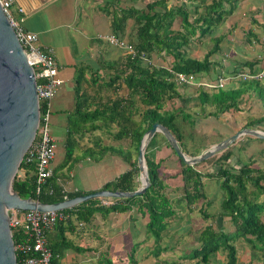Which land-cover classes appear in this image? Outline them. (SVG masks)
<instances>
[{"label": "trees", "instance_id": "1", "mask_svg": "<svg viewBox=\"0 0 264 264\" xmlns=\"http://www.w3.org/2000/svg\"><path fill=\"white\" fill-rule=\"evenodd\" d=\"M197 5L203 4V11L197 15L191 22L187 20L184 4L177 7L167 8L164 2L152 1L145 5L143 11L131 10L135 25L134 41L130 43L134 48L136 55L133 57L125 56V65L122 69L117 70L116 78L122 77V84L127 90L126 98L115 99L113 102L102 105V108L96 107L92 111L80 114L79 103L75 102L74 109L67 116V126L63 141V160L59 167L67 166L73 156V152L77 143V136L83 132H93L97 129L96 122L101 121L103 125L106 123H114L117 125V132L114 138L119 140L127 135H131V141L135 155L143 134L151 127L153 123H157L165 127L176 140L181 152L184 155L194 157L197 151L188 150L185 147L183 134L184 126L192 124L197 119L214 117L226 112L242 113V109L248 110L249 92L256 90L257 96H262L263 91L260 88V81L239 82L236 88L229 90H217L209 95L206 91L200 89L197 93V100L200 105L199 112H190L179 109L177 112H169L163 110L166 102L179 99L180 102L186 101L187 98L179 94L177 84L173 81V73H182L185 75H196L207 73L212 65L210 57L219 50L221 37L212 38V47L203 55L202 59H195L186 56L184 48L189 42V37H193L197 33V37L203 38L210 33L213 25L222 22L223 17L230 16L236 9L239 0H193ZM195 7V11L197 6ZM159 8L158 11H156ZM180 21L179 28L181 31H173L174 18ZM126 19V18H125ZM123 18H117L116 15L111 19V31L113 35L119 37V33L123 30L125 22ZM250 33L248 31L246 41H249ZM120 38V37H119ZM149 60L143 61L139 58L140 54ZM151 56L165 58L163 65L153 64L150 60ZM256 61L243 62L242 66L234 69L230 75H235L245 71L249 73L255 72ZM234 72V73H233ZM113 81L110 83L112 84ZM75 92H78V83L76 81ZM214 92V91H213ZM211 93V92H210ZM143 106L140 111V125L135 124L129 113L131 109L136 110L137 105ZM209 107L210 110H206ZM264 120V116L249 120L244 124L245 128H253ZM88 128L83 130L84 126ZM191 134H186L190 137ZM157 136L155 133L144 150V164L149 181V186L145 192L136 197L128 199H106L112 201L109 206L99 205L100 199H91L84 203L78 204L70 209L62 212L72 213L81 221H88L95 212L106 215L113 212H125L132 206H136L142 214L147 218L145 229L147 234L153 238L154 243L160 240V233L167 226V219L173 216L174 212L170 205L169 198L164 192L165 184L160 179V168L163 160L154 162L150 160L146 154L149 147L153 146ZM227 138V137H226ZM225 139V138H223ZM219 139L215 143L223 140ZM256 139V138H255ZM259 140V139H257ZM167 145V143H166ZM169 148V146L167 145ZM232 144L218 155H214L205 161L211 162L216 168L214 171H200L195 166L185 165L171 150L172 156L177 160L180 169L177 173L170 175V178H179L183 185V194L181 201L186 207L194 205L199 200L204 199L201 192V180L210 178L217 180L219 188L223 192V197L219 204V217L226 218L227 224L231 229H215L213 223L207 222L209 215L205 208H199L201 218L206 224L194 231L196 247L192 249L190 254L182 257L183 260H189L190 264H210L209 256L223 251L224 264H242L238 261L237 240H242L249 248V260L247 264L255 261L258 253L264 255V170L257 166H253L252 161L247 163L236 162L235 168L229 167L227 161L239 150ZM233 148V149H232ZM91 151L92 150H88ZM105 151L114 153L122 158L129 165V169L120 173L113 180L104 183L101 190L131 192L135 190L137 183L135 182L138 169L136 161L129 162L128 153L121 149L104 148ZM258 154H264V148L258 150ZM250 159V158H249ZM34 164L25 163L22 158L17 172L11 182V190L21 199L31 198L43 204H53L61 202L65 199H72L78 196L93 193V191L82 192H62L61 187L55 183L54 177L48 178L40 193L34 194ZM208 206V203L205 204ZM217 217V215L215 216ZM13 245L15 246L22 232L19 229H10ZM61 247H69V244H60ZM50 264H54V249L49 245ZM134 246L131 249L133 251ZM166 250V247L162 248ZM254 259V260H253ZM16 264H19L20 257L15 251ZM105 264H111L107 261Z\"/></svg>", "mask_w": 264, "mask_h": 264}, {"label": "crops", "instance_id": "2", "mask_svg": "<svg viewBox=\"0 0 264 264\" xmlns=\"http://www.w3.org/2000/svg\"><path fill=\"white\" fill-rule=\"evenodd\" d=\"M152 1L164 2L167 8L177 7L184 4L187 20L190 22L201 13L198 11L203 5L202 3L197 5V2H194L193 0H49L35 9L29 10L25 8V10H27L25 13L22 11L21 13H18L17 9L19 6L14 0H11L10 8L15 9V16L19 26L27 32L36 34L40 49L42 51H50L57 65V75L63 81L62 86L70 82L72 83V92L70 94L67 93V98L69 99L71 96L73 109L75 102H78L80 107L79 112L80 114H83L86 112L85 110L89 112L96 107L102 108V105L113 102L115 99L126 98L127 90L121 82L122 77H118L115 81H113V79L116 78L117 70L124 67V58L127 55H125L122 50L107 44L102 37L113 34L111 31V19L113 15H116L117 18H126L123 30L119 33L120 38H118L128 44L132 43L134 41L135 25L133 21L134 17L130 11H143L145 5ZM208 1L209 0H205V3L207 4ZM241 3L247 6L252 5L248 13H241L244 19L241 22H238L239 29L235 28V34L238 32L239 38H244L245 45L241 44V51H234L233 56H229V61L226 63L220 62L221 56L216 55L217 53L220 54L219 48V50L210 57L212 65L206 75L204 74L205 77L201 76V79L214 80L220 76L230 75L234 69L242 66L243 62L246 61L257 62L255 72H258L262 67V59L264 58V0H242ZM195 4L199 6L196 11ZM156 9V11L159 10V8ZM258 9H260V11ZM233 13L231 15H233ZM176 20L179 19L177 17L174 18L173 26L170 29L173 31H181V28H179L178 25L175 26ZM248 31L250 36L249 41H246ZM192 39V37H189V41H192ZM190 43L191 42H188L186 47H190ZM244 49H248L250 51L248 56L247 52H243L245 51ZM155 58L156 56H151L150 61H153V64H159L162 66L163 64L157 62ZM76 81L78 83V92H75ZM111 81H113L112 84L110 83ZM238 84L239 82L236 81L230 82L225 84L222 89L229 90L236 88ZM259 85L264 94V78L259 82ZM62 86L56 96L51 100V114L54 111V108L58 105H61L62 109L66 112L64 100L62 98L64 94L60 96V93L63 92ZM185 88L197 91V93L198 90H200L199 88H195L193 86L177 85V90L183 97L187 95ZM180 90H182V93ZM217 90H214V92L210 91L211 93H208L211 95ZM255 92L256 90H252L248 93L250 96L249 101L255 98L257 95ZM250 106H256V104L250 102L248 110H250ZM165 107H163V110L168 111ZM143 108V106L138 104L136 110L131 109V111L128 112L135 124L137 123L140 125L139 115ZM205 109L207 111L210 110L209 107H205ZM251 112L252 110H250V113ZM257 113L258 112L251 115V118L254 119L261 117L260 114L262 113H260V111L259 114ZM225 114H235V116L234 118H231L230 121L222 120L220 115L217 118L209 116L194 121L196 130H198L204 137V143L197 148L196 155L208 149L211 145L215 144L217 140L226 138L235 133L236 130H240L242 128V125L239 127L241 119L236 120V116H240L239 113L230 111ZM205 122L209 125L207 126ZM96 124L98 125L96 129L97 131L102 130L103 128H112L115 134L118 130L117 125L114 123H106L103 125L101 121H98ZM66 126L67 121H65V128ZM206 126L207 129H205ZM87 128L88 125H85L83 130ZM255 130L259 129L256 128ZM259 131L263 132V129ZM131 137V135H127L121 139H128V142L131 143ZM210 138H213L212 142L209 141ZM248 138H251L252 140L255 139L250 136ZM121 139H119V141ZM252 140L248 141L251 142ZM104 148L105 147L99 148L96 151L98 158L95 157L94 161H96V164L92 167V170H90L92 175L93 173L99 174V176H97L98 181L93 182L92 185H89L83 190L77 189L76 187L66 189L62 183L58 184L55 181V183L61 187L62 192H75L77 190L82 192H95L101 190L100 188L104 183L113 180L120 174L116 175L113 179H108L113 176L108 175L110 171L111 174H113V168L110 170H104V167H102L104 165V153L101 151ZM123 151L128 153L129 162L133 163L134 159L136 161L137 155L134 153L132 143H128V148ZM110 154L115 155L114 153ZM146 154L148 158L154 162L163 160L162 165L166 166V168L174 165L171 150L167 147L166 141H164L160 136L156 137L154 145L147 149ZM115 156L118 157L117 155ZM237 157L238 155L235 154L232 157L234 160L229 159L227 161L229 167H237L236 162L239 159ZM125 165L127 168L123 170V172L129 169V165L127 163H125ZM63 168H66V166ZM51 170L52 174L50 177H54L55 179L56 176L52 167ZM169 176L161 172L160 179L165 181V183L163 182L166 186L164 192L169 198L172 210L174 212L178 211L177 213H184L186 210H191L193 205L190 207H186L184 205V202L178 197V189H173L175 186V178H170ZM204 179L205 178L201 180V192ZM135 182L137 183L135 189H137L139 188L138 176L135 177ZM178 187H180V185H177V188ZM208 188L207 196L210 194V187ZM174 190L177 192V195H175V193H171ZM206 198V195H204V199L202 200H205ZM178 199H180V202L179 204H175V206L174 203H177ZM109 202L111 203L112 201ZM213 212L215 216L217 215V217L212 218L211 222L213 223V227L215 229L221 228L225 231L230 230L231 226L227 224V219L219 217V206L218 208H215ZM65 215L67 217L56 222V224L49 229L46 234L47 247L50 245L54 249V264H105L107 261L112 264L110 257H114V250L117 249L120 244V237H127V241L133 243L131 249L133 246L134 248H137L139 245H141L140 248H143L152 242L153 245L156 244L154 243L153 238L146 232V216L137 210L136 206L130 207V209L125 212H111L106 215H101L100 213L95 212L91 215L88 221H81L72 213L65 212ZM171 218L172 217L167 219L166 223L169 228L175 225L174 222L170 220ZM202 222L204 221L202 220ZM237 241V246L243 243L240 239ZM64 243L69 244V247L59 248V246H61L60 244ZM143 251L148 252L146 250ZM248 252L246 261L249 260ZM142 257H144V254H142ZM115 259L120 263H124L125 261L124 256L122 259ZM178 259L179 258H177V260L173 258L171 259V263H167L182 264ZM180 259H182V257Z\"/></svg>", "mask_w": 264, "mask_h": 264}, {"label": "rangeland", "instance_id": "3", "mask_svg": "<svg viewBox=\"0 0 264 264\" xmlns=\"http://www.w3.org/2000/svg\"><path fill=\"white\" fill-rule=\"evenodd\" d=\"M241 1L242 0L238 1L237 7L233 15L223 17L221 23H219L218 25H213L211 27L209 34H207L203 38H199L197 37V33H195V35L192 37L193 38L192 41H189L191 42L190 47L184 48L186 56L201 60L204 53H206L212 47L213 45L212 38L214 37H221V43L219 44L220 54L219 53L216 54L217 56H221L220 62L222 63L228 62L230 58L229 56H233L234 51H241L240 50L241 44L245 45L244 38L242 39L239 38L238 32L237 34H235V28L239 29L238 22H241L244 19L241 13L243 14L248 13L250 7L252 6V5L251 6L243 5ZM202 7H200L199 9L198 11L199 13L203 11ZM258 10L260 11V9ZM10 13L13 19L16 20V16H15L16 13L14 8H10ZM177 25L178 26L180 25L179 20H176L175 26ZM243 52H247V56L248 54H250L249 53L250 51L248 49H246ZM165 58L161 59L159 57H156L155 59L157 62L163 64L164 61H167V59ZM204 74L206 75V73L196 74L195 78L200 79L201 76H204ZM71 87H72L71 82L64 84L62 86L63 92L62 93L59 92L60 96L64 94L62 98L64 100V106L66 112L64 111V109H62L61 105H58L56 108H54V111L52 112L50 117V126H49L50 134L55 141V149H54L55 157H54V161L51 163V167L54 169V174L56 176L55 181L58 184L62 183L66 189L76 187L77 189L83 190L87 188L89 185H92L93 182L98 181L97 176H99V174L93 173L92 175L90 173V170H92V167L96 164V161H94V159L95 157L98 158L96 151L99 148L105 147V149L107 150V147H114L115 149H121L123 151L124 149L128 148V143L131 144L132 142L131 143L128 142V139H121L120 141L116 140L114 138V131L112 130V128H108V129L103 128L102 130H98V131L96 130L93 132H87V131L83 132L81 133L80 136H77V143L75 150L73 152L72 159L67 164L66 168L59 167V165H61L62 163L63 153H64L63 141L66 131L65 121L67 116L70 115V112H72L73 110V106L71 103V96L69 97V99L67 98L68 95L67 93L70 94L72 92ZM182 90H180L181 93ZM185 91L187 92L186 93L187 95L185 96L187 98L186 101L180 102L179 99H173L166 102L164 107L166 106L165 108H167L169 112L170 111L177 112L181 108H184V110H188L190 112H199L200 105L196 98L197 91H193L189 88H185ZM208 92L210 91H206L207 94H209ZM248 102L249 103L253 102L256 104V106H250V110H252L251 113L250 110L242 109V113H239L240 118L236 116V120L241 119L239 123L240 124L239 127L242 125L241 129L245 128L244 124H246L250 119H252L251 115H254L256 112H258L257 114H259L260 111V113H262L260 115L264 116V110H262L264 109L263 107L264 94L261 97L258 96V98L256 95L254 99ZM234 116L235 114L227 115L224 113L220 115V118L222 120L230 121L231 118H234ZM258 124L259 125L253 126V128L250 129H254V130L256 128L259 130L263 129L264 132V120ZM208 125L209 124H207V126ZM207 126L205 129H207ZM182 132L185 135L184 148H186L188 152L191 149L197 151V148L203 145L204 137L198 130H196L194 126V122L192 124L185 125ZM188 133L191 134L190 137L189 136L186 137V134ZM248 137L249 136L247 135L240 136L233 143L235 144L236 148L239 149L236 153L238 155L237 158H239L238 160H240L241 163H247L249 161H252L253 166H257L262 170H264V154L261 155L258 154V150L264 147V140H257V139L252 140L251 138ZM212 139L213 138H210L209 141L212 142ZM248 140H252V141L250 142ZM87 149H91L92 152L87 151ZM185 156L190 157L189 155H185ZM232 157L231 160H234ZM172 160L174 163L172 167L166 168V166L162 165L160 169V171L163 174H166L167 176L177 173L180 169L179 165L177 164V160L174 156H172ZM103 163L104 165L102 167H104V170H110L111 168H113L112 169L113 174H111V171L110 173H108V175L111 176L113 175V176L112 177L107 176L109 177L108 179H113L116 175L122 173L123 170L127 168V166L125 165V163L122 161L121 158L116 157L115 155H112L107 151H105V153L103 154ZM194 166L196 169L200 171H208V169H210V171H214V169L216 168L214 165H211L210 161L204 163H198L195 164ZM137 176L138 173L136 174V177ZM203 181L204 182L202 183V192L204 193V195H206L207 198L205 200H199L193 205V208L191 210H186L184 213L182 212L177 213L178 211L177 212L173 211L174 214L170 220H172L175 225L170 228L167 226L160 233L159 243L153 245L151 239L152 242L151 244H147L143 248H140L141 245H139L137 248H134L132 252H130L133 243L128 242L127 237H120L119 240L120 244L118 248L114 250L115 253L114 257L113 258L110 257V261L112 262V264H164V263L170 264L172 262L171 259L173 258H175L176 260L177 258H179L178 260H180L182 264H189L190 263L189 260L186 259L183 260L180 258L185 256L187 257L192 251V249L196 247L194 231L206 224L205 222H202L201 214L199 213V208L200 207L205 208L207 213L210 215H214L215 218V214L213 210L215 208H218L220 200L223 197V192L219 188V184L217 180L205 178ZM163 182L165 183V181ZM174 184L175 186L173 187V189L175 188L178 189V194H179L178 197L180 198L183 194V187H182L183 183L179 178H175ZM177 185H180V187L177 188ZM208 187H210L209 196H207L208 193L207 190L209 189ZM171 193H175V195H177V192H175V190L172 191ZM179 202L180 199H178L177 203L175 202L174 205L179 204ZM206 203H208V207H206L205 205ZM209 221H212L211 217H209L207 222ZM237 243L238 241L235 243L236 246ZM164 247H166V250L162 249ZM237 249H238V261H240L242 264H247L248 262L246 261L247 252L249 250L248 245L246 243L239 244V246H237ZM143 250H146L148 252H144ZM142 254H144V257H142ZM123 256L125 260L124 263H120L115 259V258L122 259ZM257 257L259 258H255V261L252 264H264V255L258 253ZM209 260H210V264H224L223 251L219 250L217 253L210 255Z\"/></svg>", "mask_w": 264, "mask_h": 264}, {"label": "water", "instance_id": "4", "mask_svg": "<svg viewBox=\"0 0 264 264\" xmlns=\"http://www.w3.org/2000/svg\"><path fill=\"white\" fill-rule=\"evenodd\" d=\"M14 1L25 13L27 11L25 8L32 10L49 0ZM37 121L34 74L0 8V264H16L8 225V211H63L91 199H128L142 195L149 186L143 157L144 150L155 133H159L174 154L188 166L201 163L222 152L240 136L247 135L264 140V132L243 128L211 145L200 154L187 157L181 152L171 133L165 127L153 123L141 137L137 148L136 166L139 188L131 192L98 190L58 203L43 204L31 198L21 199L11 190V182L22 157L33 142Z\"/></svg>", "mask_w": 264, "mask_h": 264}, {"label": "built area", "instance_id": "5", "mask_svg": "<svg viewBox=\"0 0 264 264\" xmlns=\"http://www.w3.org/2000/svg\"><path fill=\"white\" fill-rule=\"evenodd\" d=\"M11 0H0V8L5 15L15 38L21 46L26 61L31 67L35 79V93L37 100L38 121L35 136L30 147L24 153V162L34 164V194L40 193L45 181L52 174L51 163L54 160L55 141L50 134L51 100L56 96L63 81L57 75V65L50 51H42L34 33L23 30L10 13ZM18 13L21 10L17 9ZM102 39L112 47L122 50L125 55L133 57L136 52L131 44L119 39L115 35H105ZM143 61L149 60L140 54ZM173 81L177 85L193 86L204 91L222 89L230 82L262 81L264 78V58L262 67L258 72H239L235 75L220 76L214 80L195 78V75L173 73ZM22 157V158H23ZM111 203L105 198H100L99 205L109 206ZM8 225L11 229H19L22 234L19 242L14 246L20 257L19 264H50V251L47 247L46 234L56 222L67 216L62 211L39 212L8 211Z\"/></svg>", "mask_w": 264, "mask_h": 264}]
</instances>
